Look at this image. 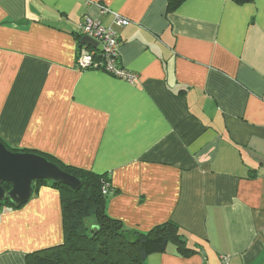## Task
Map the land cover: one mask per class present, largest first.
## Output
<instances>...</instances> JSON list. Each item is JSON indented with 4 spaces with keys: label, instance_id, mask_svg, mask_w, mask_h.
Instances as JSON below:
<instances>
[{
    "label": "crops",
    "instance_id": "0c3cea01",
    "mask_svg": "<svg viewBox=\"0 0 264 264\" xmlns=\"http://www.w3.org/2000/svg\"><path fill=\"white\" fill-rule=\"evenodd\" d=\"M102 8L135 84L76 68ZM0 140L108 174L128 230L175 223L191 252L145 264H264V0H0ZM63 239L56 189L1 210L0 264Z\"/></svg>",
    "mask_w": 264,
    "mask_h": 264
},
{
    "label": "trees",
    "instance_id": "16d2710c",
    "mask_svg": "<svg viewBox=\"0 0 264 264\" xmlns=\"http://www.w3.org/2000/svg\"><path fill=\"white\" fill-rule=\"evenodd\" d=\"M186 1L168 0V12H174ZM253 1L233 0L238 5L251 4ZM83 48L92 50L91 47L81 45L80 49ZM97 54L96 64L89 70H101L108 74L104 68L97 66L102 58L99 51ZM5 146L12 152L41 155L83 182L79 191L53 182L35 184L33 195L43 186L60 192L64 239L57 246L28 254V264H145L149 256L164 253L171 242L177 245L180 253L187 255L191 252L185 247L186 243L180 234V228L173 222L160 225L148 233H141L128 230L121 221L111 218L106 208L109 196L103 194V187L106 184L113 188L108 174L97 175L90 171L66 166L47 154L17 151L6 144ZM4 187L6 190L10 189L9 185ZM22 207L16 208L5 200L0 202V213L3 208L19 210Z\"/></svg>",
    "mask_w": 264,
    "mask_h": 264
},
{
    "label": "water",
    "instance_id": "95a60500",
    "mask_svg": "<svg viewBox=\"0 0 264 264\" xmlns=\"http://www.w3.org/2000/svg\"><path fill=\"white\" fill-rule=\"evenodd\" d=\"M81 45L102 51L94 40L83 37ZM53 182L79 191L83 182L45 157L24 152H12L0 140V202L8 200L16 208L26 205L32 198L35 184ZM4 185H9L6 190Z\"/></svg>",
    "mask_w": 264,
    "mask_h": 264
},
{
    "label": "built area",
    "instance_id": "2783aa9c",
    "mask_svg": "<svg viewBox=\"0 0 264 264\" xmlns=\"http://www.w3.org/2000/svg\"><path fill=\"white\" fill-rule=\"evenodd\" d=\"M102 13H111L114 16V25L110 27H104L103 24L96 19L86 17L83 24L80 26V33L82 36H87L90 39L99 43L102 47V58L97 63L98 67L104 68V70L111 76L124 80L130 84H135L139 77L137 74L127 71L120 67L119 56V37L114 29L117 27H126L130 22L121 17L119 14H114L108 8H102ZM84 51L81 50L77 59L76 68L80 71H86L95 66L97 50L92 49L90 51L87 48ZM115 190L108 184L103 187V194L107 196L114 195ZM222 264H230L228 257L222 258Z\"/></svg>",
    "mask_w": 264,
    "mask_h": 264
},
{
    "label": "rangeland",
    "instance_id": "374dc122",
    "mask_svg": "<svg viewBox=\"0 0 264 264\" xmlns=\"http://www.w3.org/2000/svg\"><path fill=\"white\" fill-rule=\"evenodd\" d=\"M83 37H87V36H83ZM89 38V37H88ZM100 46V45H99ZM101 47V46H100ZM102 48V47H101ZM95 49V48H94ZM97 51H99L98 49H96ZM100 53H102V51H99Z\"/></svg>",
    "mask_w": 264,
    "mask_h": 264
}]
</instances>
